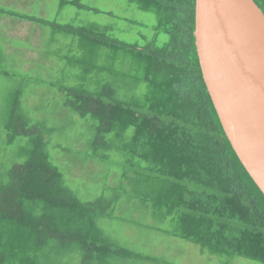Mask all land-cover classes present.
Segmentation results:
<instances>
[{"label": "trees", "instance_id": "16d2710c", "mask_svg": "<svg viewBox=\"0 0 264 264\" xmlns=\"http://www.w3.org/2000/svg\"><path fill=\"white\" fill-rule=\"evenodd\" d=\"M127 1L155 15L156 37L167 41L128 44L95 24L53 25L54 41L65 36L77 45L61 60L81 71L80 85L63 77L53 88L66 109L96 122L93 158L107 163L114 151L128 158L127 190L82 201L50 154L55 129L35 124L23 107L24 90L15 91L3 124L7 146L23 138L29 145L20 152L24 161L0 175V264H161L116 246L101 228L123 195L170 222L171 230L161 231L166 235L211 255L264 264V193L231 145L206 86L195 37L197 0ZM254 1L264 13V0ZM67 4L106 14L82 1L62 0ZM95 80L97 91L88 88Z\"/></svg>", "mask_w": 264, "mask_h": 264}, {"label": "rangeland", "instance_id": "374dc122", "mask_svg": "<svg viewBox=\"0 0 264 264\" xmlns=\"http://www.w3.org/2000/svg\"><path fill=\"white\" fill-rule=\"evenodd\" d=\"M64 1H82L84 6L109 15L79 11L68 4L63 8L62 0H0V10L5 12L0 19L6 23L0 28V175L24 161L20 152L29 145V140L23 138L7 146L3 126L9 97L23 89V107L31 120L35 124L45 123L56 131L50 138L49 151L54 164L64 173L67 185L82 201L95 202L103 196L113 197V190L117 188L120 192L127 190L125 182L123 187V177L130 171L128 158L118 151L109 154L107 163L93 158L91 142L96 122L82 120L62 104L63 96L53 85L62 82L63 77L70 86L80 85L81 71L71 69L61 60L77 52V45H72L73 39L65 36H57L54 41L53 25L95 24L109 28L112 35L128 44H142L144 38L161 44L167 39L156 37L155 15L141 12L127 0ZM23 17L40 23L25 21ZM117 69L121 71L119 65ZM97 81L88 84V88L97 91L101 86ZM100 225L116 246L153 257L161 264H258L239 257L211 255L193 243L166 235L161 231H170V222L161 221L149 205L131 195H123L114 218L102 220ZM112 264L152 263L112 261Z\"/></svg>", "mask_w": 264, "mask_h": 264}, {"label": "water", "instance_id": "95a60500", "mask_svg": "<svg viewBox=\"0 0 264 264\" xmlns=\"http://www.w3.org/2000/svg\"><path fill=\"white\" fill-rule=\"evenodd\" d=\"M195 37L224 131L264 193V13L254 0H197Z\"/></svg>", "mask_w": 264, "mask_h": 264}, {"label": "crops", "instance_id": "0c3cea01", "mask_svg": "<svg viewBox=\"0 0 264 264\" xmlns=\"http://www.w3.org/2000/svg\"><path fill=\"white\" fill-rule=\"evenodd\" d=\"M3 14L0 13V16H2ZM5 22H3L1 19H0V28H2L4 25H6V23L4 24ZM2 32H6V31H2ZM0 41H1V38H0Z\"/></svg>", "mask_w": 264, "mask_h": 264}]
</instances>
